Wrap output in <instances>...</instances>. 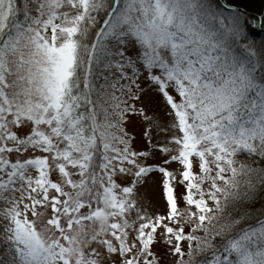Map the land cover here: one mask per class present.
Here are the masks:
<instances>
[{
  "label": "snow or ice",
  "instance_id": "snow-or-ice-1",
  "mask_svg": "<svg viewBox=\"0 0 264 264\" xmlns=\"http://www.w3.org/2000/svg\"><path fill=\"white\" fill-rule=\"evenodd\" d=\"M240 5L0 0V264H264V13Z\"/></svg>",
  "mask_w": 264,
  "mask_h": 264
},
{
  "label": "rangeland",
  "instance_id": "rangeland-1",
  "mask_svg": "<svg viewBox=\"0 0 264 264\" xmlns=\"http://www.w3.org/2000/svg\"><path fill=\"white\" fill-rule=\"evenodd\" d=\"M145 96L148 98V106L151 107L154 111L158 112L162 117L164 116V112L166 110L165 102L163 101L162 96L155 90V88L150 89L145 93ZM166 119V117H165ZM136 134L139 135V129L136 130ZM161 141H163V134L160 137ZM138 150L144 149L145 144L140 139H137L136 143L133 145ZM165 156L162 153H158L155 159L149 158V163H160ZM170 170L175 169L177 165L175 163H170L166 165ZM194 171H198L197 166L194 163ZM161 174L159 172H155L149 182L147 183L144 190H142L144 196V203L151 204L152 207L149 208V212H153L158 210L161 214H163L165 210L166 202L162 196L161 187L159 184ZM55 178V176H53ZM182 189L177 187L176 193L179 194ZM178 207L183 208L184 202L181 200L178 202ZM194 207V206H193ZM129 219H135V211L130 214ZM187 230V229H186ZM182 246H184V242H182ZM154 249L156 254L159 255L161 252H164V248L161 244H155ZM173 257H167V260H172Z\"/></svg>",
  "mask_w": 264,
  "mask_h": 264
},
{
  "label": "trees",
  "instance_id": "trees-1",
  "mask_svg": "<svg viewBox=\"0 0 264 264\" xmlns=\"http://www.w3.org/2000/svg\"><path fill=\"white\" fill-rule=\"evenodd\" d=\"M223 3V0H221ZM241 10L246 11L249 14L255 15L259 17L262 13H264V0H241ZM255 38L257 40L264 38V30L260 28H255L253 30ZM262 202L259 197L255 198L254 201L250 202V208L252 210V216L250 219L245 220L240 227H243V224H251L255 226V221L261 219L260 211H261ZM210 251L202 253L201 255L205 258H208L210 255ZM200 259V257H197Z\"/></svg>",
  "mask_w": 264,
  "mask_h": 264
}]
</instances>
